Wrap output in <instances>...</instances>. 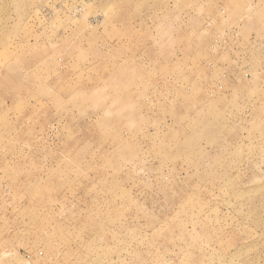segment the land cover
<instances>
[{"label":"rangeland","instance_id":"obj_1","mask_svg":"<svg viewBox=\"0 0 264 264\" xmlns=\"http://www.w3.org/2000/svg\"><path fill=\"white\" fill-rule=\"evenodd\" d=\"M0 264H264V0H0Z\"/></svg>","mask_w":264,"mask_h":264}]
</instances>
